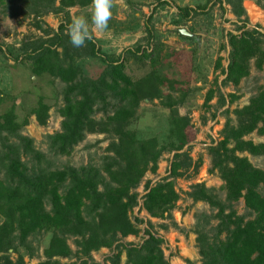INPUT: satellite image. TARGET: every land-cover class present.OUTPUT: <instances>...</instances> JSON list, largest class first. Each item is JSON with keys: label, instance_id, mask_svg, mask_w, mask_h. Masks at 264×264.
<instances>
[{"label": "trees", "instance_id": "1", "mask_svg": "<svg viewBox=\"0 0 264 264\" xmlns=\"http://www.w3.org/2000/svg\"><path fill=\"white\" fill-rule=\"evenodd\" d=\"M226 1L230 12L240 18L241 30L227 32L229 49L222 82L235 84L247 72L249 58L254 57L258 66L264 62V34L256 29L257 25L244 27L248 19L241 0ZM90 2L0 0L8 15L30 16L32 25L43 31L32 39L21 38L16 46L6 45L12 59L26 58L33 73L47 72L64 81L58 106L59 129L45 134L47 148L53 154H65L87 132H107L110 136L105 147L109 152L104 155L102 166L85 163L50 167L45 153L32 145L30 136L18 130L20 124L15 121L12 108L0 113V252H5L0 253V264H23L20 255L12 260L6 251L14 250V240L22 245L29 234L41 229L51 232L42 250L46 256L43 264H56L57 259L50 257L73 253L67 235L74 236L75 252H80L78 262L71 264H120L121 251L126 264H170L160 235L146 229L147 235L138 244L125 243L120 238L137 230L127 210L137 204L135 187L146 169L155 170L163 150H173L169 175L151 184L144 182L140 206L149 215L169 212L178 198L172 177L189 176L198 168L200 159H192L188 149L183 148L190 138L189 118L179 114L175 105L183 101V92L179 97L162 92L160 83L164 79L154 70L131 79L124 71L122 59L100 56L94 40L87 41L85 47L74 48L67 35L71 20L67 7ZM189 10L188 6L179 7L178 18ZM48 12L61 13L55 28L42 19ZM148 19L145 28L147 36H151ZM179 35L194 39L192 35ZM126 50L145 51L140 45ZM145 54L149 59L154 56L151 50ZM93 56L101 60L98 72L83 73L78 58ZM144 98H157L167 109L162 141L156 135L141 137L129 127L138 101ZM47 108L41 99L32 108L39 123H44ZM97 110L103 115L95 118L93 113ZM234 115L235 123L226 117L220 138L208 147L210 168H215L223 181L224 198L219 199L202 181L190 183L187 190L192 200H205L215 209L211 214L194 213L192 230L199 264H264V195L257 188L264 181V171L252 165L245 155L236 153H264V141L243 137L253 129L264 133V87L235 108ZM189 166L190 173H184ZM239 197L251 216L245 218L235 212L232 203ZM211 217L217 221L212 227H205ZM100 246L114 249L102 263L90 256V251Z\"/></svg>", "mask_w": 264, "mask_h": 264}, {"label": "rangeland", "instance_id": "2", "mask_svg": "<svg viewBox=\"0 0 264 264\" xmlns=\"http://www.w3.org/2000/svg\"><path fill=\"white\" fill-rule=\"evenodd\" d=\"M89 4L67 7L72 15H89ZM112 18L109 28L97 32L92 28L93 40L99 48V55L108 59H122L124 71L135 79L149 70H154L159 78L162 92L178 96L183 92V101L175 104L181 115L189 118L190 138L183 146L187 148L192 159H200L195 173L173 178L178 198L162 216H151L138 202L142 201L145 191L144 182L149 184L162 176L169 175L168 167L173 150H163L159 155L154 171L146 169L140 178L137 191V204L127 210L128 218L136 225V232L120 238L122 242L138 244L147 235L146 229L162 237L161 247L170 264H199V254L195 245L194 213L211 214L215 211L205 200H192L188 194L190 183L202 181L212 188L219 199L224 198L223 181L215 168L211 169L209 146L220 138V129L226 117L235 123L234 109L247 103L249 99L264 87V62L255 64L254 57L248 60V70L235 84L223 83L222 69L227 63L229 49L227 32L238 33L241 30L240 18L230 12L226 0H113ZM188 6V14L178 18V8ZM241 6L247 15L248 22L244 27L257 25L256 29L264 34V0H241ZM61 13L48 12L42 15L43 21L55 28L60 21ZM244 14L241 15V17ZM148 19L151 36H147ZM183 26L195 33L194 39L180 37L177 27ZM43 31L32 25L30 16H10L0 5V113L12 108L15 121L20 124L18 130L32 138V145L43 151L50 167L71 164L91 163L102 166L109 134L107 132H87L65 154H53L47 148L45 134L59 129L61 116L58 106L62 102L64 81L47 72L35 74L30 61L12 59L6 45H18L21 38L32 39L42 35ZM264 38V37H263ZM140 45L144 52H127V48ZM154 52L152 59L145 54ZM82 71L96 74L101 64L98 56L80 57ZM221 95V96H220ZM41 99L46 105V118L39 123L32 108ZM109 108V107H108ZM110 109V108H109ZM111 113V112H108ZM130 117L129 127L141 137L156 135L162 141L167 128V109L157 98L140 99ZM97 110L95 118L102 116ZM253 142L264 141V133L256 129L243 135ZM245 155L250 163L264 171V153L236 151ZM191 166L184 171L190 173ZM264 195V181L258 185ZM47 207V206H46ZM235 212L245 218L251 216L239 197L232 203ZM140 218L137 220L136 218ZM1 220V217H0ZM216 217H211L205 227L215 224ZM211 233L212 230H209ZM50 231L41 229L29 234L25 243L16 244L14 250L6 252L13 260L17 255L23 264H43L46 259L43 247L46 245ZM223 236V232L219 234ZM74 236L67 235L66 241L73 253L69 256H52L56 264L78 262L80 252L74 244ZM113 247L100 246L90 251L93 261L102 263ZM5 253V252H0ZM89 261V257H87ZM120 264L125 263L124 251L120 253Z\"/></svg>", "mask_w": 264, "mask_h": 264}, {"label": "clouds", "instance_id": "3", "mask_svg": "<svg viewBox=\"0 0 264 264\" xmlns=\"http://www.w3.org/2000/svg\"><path fill=\"white\" fill-rule=\"evenodd\" d=\"M113 6V0H91L89 15H72L67 24V35L74 48L85 47L87 41L93 40V27L97 32L109 28Z\"/></svg>", "mask_w": 264, "mask_h": 264}, {"label": "water", "instance_id": "4", "mask_svg": "<svg viewBox=\"0 0 264 264\" xmlns=\"http://www.w3.org/2000/svg\"><path fill=\"white\" fill-rule=\"evenodd\" d=\"M178 32H180L181 34H184V35H194L195 34L183 26L178 27Z\"/></svg>", "mask_w": 264, "mask_h": 264}, {"label": "built area", "instance_id": "5", "mask_svg": "<svg viewBox=\"0 0 264 264\" xmlns=\"http://www.w3.org/2000/svg\"><path fill=\"white\" fill-rule=\"evenodd\" d=\"M137 202H138V199H137ZM139 204L141 203V202H138Z\"/></svg>", "mask_w": 264, "mask_h": 264}]
</instances>
